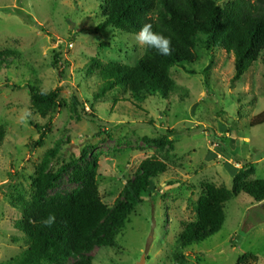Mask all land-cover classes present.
I'll return each instance as SVG.
<instances>
[{"label": "rangeland", "instance_id": "1", "mask_svg": "<svg viewBox=\"0 0 264 264\" xmlns=\"http://www.w3.org/2000/svg\"><path fill=\"white\" fill-rule=\"evenodd\" d=\"M101 1L0 0V50L20 53L19 60L9 58L0 67V129L6 131L0 146V264L28 247L19 228L21 203L31 199L45 153L62 138L63 149L49 169L78 162L50 196L79 187L75 169L97 155L98 189L110 207L143 160L156 157L169 169L153 181L156 188L143 194L144 203L130 215L116 245L94 246L85 255L91 264H140L143 258L144 264H236L244 254L258 256L256 264H264V202L254 203L245 194L227 203L219 233L184 250L178 245L182 223L196 218L202 183L230 189L234 173L249 165L254 179H264V124L251 126L264 112L262 56L233 82L234 57L200 47L201 59L192 67L196 74L170 68L177 90L168 100L155 96L126 102L122 99L128 95L115 93L95 98L102 81L91 60L133 64L145 48L113 28L95 30ZM56 57L61 65L55 64ZM27 85L56 91L65 102L42 146L36 144V126L49 120L32 113ZM84 150L90 152L86 160L81 158ZM175 252L183 258L175 259Z\"/></svg>", "mask_w": 264, "mask_h": 264}, {"label": "trees", "instance_id": "2", "mask_svg": "<svg viewBox=\"0 0 264 264\" xmlns=\"http://www.w3.org/2000/svg\"><path fill=\"white\" fill-rule=\"evenodd\" d=\"M98 7L100 22L96 31L113 28L118 33L134 36L145 22H151L154 31L171 38L173 51L170 56H162L155 49L145 47L133 64H104L92 59L90 67L102 81L95 98L115 93L128 95L122 99L126 102L132 99L142 103L155 96L168 100L177 90L170 68L178 67L188 74H196L192 67L201 59L200 47L208 51L221 49L234 57L233 82L240 81L261 56L264 65V0H102ZM146 14H151L150 18L146 19ZM12 57L19 60L20 53L0 50V67ZM61 61L56 57L55 64L61 65ZM208 72L207 67L205 73ZM5 88L19 87L7 85ZM26 89L32 113L49 120V124L36 126L40 131L36 144L42 146L51 130L50 122L65 102L56 91L40 95L38 86L27 85ZM89 117L96 118L92 114ZM263 124L264 112L251 126ZM5 138L6 131L0 129V146ZM63 145L62 138L45 153L32 184L31 199L22 200L23 218L19 228L28 247L6 264H91L92 258L85 255L94 246L116 245V236L136 207L144 203L143 194L156 188L153 181L169 170L167 164L156 157L143 160L135 176L127 179L122 197L110 207L103 202L98 189L100 156L97 155L83 169H75L79 187L70 193L50 196L49 191L78 162L71 160L56 170L49 169ZM89 155L90 152L84 150L82 160ZM246 168L247 171L234 173L230 189L211 182L201 184L196 218L182 223L179 250L199 245L219 233L225 223V206L231 199L245 194L254 203L264 202V179H254L255 170L251 165ZM49 213H55L56 224L51 228L43 227L40 221ZM174 257L179 261L183 255L175 252ZM258 260V256L244 254L236 264H256Z\"/></svg>", "mask_w": 264, "mask_h": 264}, {"label": "clouds", "instance_id": "3", "mask_svg": "<svg viewBox=\"0 0 264 264\" xmlns=\"http://www.w3.org/2000/svg\"><path fill=\"white\" fill-rule=\"evenodd\" d=\"M151 14H146V19L150 18ZM134 39L137 45L149 49H155L157 54L162 56H170L172 54V41L170 37L165 36L162 32L153 30L151 22H145L140 30L134 34ZM40 95H46L47 89L41 88ZM57 217L55 213H49L40 221L43 227L51 228L56 224Z\"/></svg>", "mask_w": 264, "mask_h": 264}, {"label": "water", "instance_id": "4", "mask_svg": "<svg viewBox=\"0 0 264 264\" xmlns=\"http://www.w3.org/2000/svg\"><path fill=\"white\" fill-rule=\"evenodd\" d=\"M144 262H145V260H144V258H143V260H142V262H141L140 264H144Z\"/></svg>", "mask_w": 264, "mask_h": 264}]
</instances>
